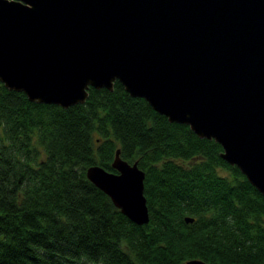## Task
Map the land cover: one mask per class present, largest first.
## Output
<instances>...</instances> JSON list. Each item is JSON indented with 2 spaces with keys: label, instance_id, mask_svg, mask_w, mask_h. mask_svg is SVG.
Segmentation results:
<instances>
[{
  "label": "trees",
  "instance_id": "obj_1",
  "mask_svg": "<svg viewBox=\"0 0 264 264\" xmlns=\"http://www.w3.org/2000/svg\"><path fill=\"white\" fill-rule=\"evenodd\" d=\"M87 91L62 108L0 82V264H264V197L218 143L117 80ZM116 149L144 171L146 224L85 175Z\"/></svg>",
  "mask_w": 264,
  "mask_h": 264
},
{
  "label": "water",
  "instance_id": "obj_2",
  "mask_svg": "<svg viewBox=\"0 0 264 264\" xmlns=\"http://www.w3.org/2000/svg\"><path fill=\"white\" fill-rule=\"evenodd\" d=\"M116 80L169 122L218 143L264 197V0H0L7 89L67 108ZM119 154L116 172L91 165L85 175L146 224L144 171Z\"/></svg>",
  "mask_w": 264,
  "mask_h": 264
}]
</instances>
